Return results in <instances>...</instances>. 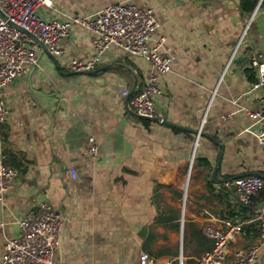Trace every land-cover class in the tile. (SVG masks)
<instances>
[{"label": "crops", "instance_id": "0c3cea01", "mask_svg": "<svg viewBox=\"0 0 264 264\" xmlns=\"http://www.w3.org/2000/svg\"><path fill=\"white\" fill-rule=\"evenodd\" d=\"M119 2L152 9L149 45L163 38L172 57L157 73L155 117L136 115L122 94L141 91L154 71L144 57L112 44L96 68L71 71L70 59L93 54L92 32L77 23L61 40L64 56L40 53L3 91L2 161L18 176L0 200V259L41 200L63 222L52 264H138L142 253L194 264L211 249L210 232L229 225L239 227L230 252L258 240L254 209L225 182L264 176V144L248 130L260 129L249 111L261 106L264 85L252 87L250 58L264 53V13L242 12L238 0H48L39 13L64 21ZM257 260L264 264V244Z\"/></svg>", "mask_w": 264, "mask_h": 264}, {"label": "built area", "instance_id": "2783aa9c", "mask_svg": "<svg viewBox=\"0 0 264 264\" xmlns=\"http://www.w3.org/2000/svg\"><path fill=\"white\" fill-rule=\"evenodd\" d=\"M46 3L48 0H0V127L8 113L3 99L4 88L37 66L40 53L45 51L54 58L64 56L61 40L69 34L74 23L92 32L93 54L86 61L70 59L69 69L87 72L96 68L112 44L120 46L124 53L144 57L152 64L154 71L146 78L141 91L131 94L124 89L122 94L128 97V105L136 115L154 118L153 97L160 92L157 73L171 69L172 57L162 52L163 38L155 39L149 45L157 26L152 9H142L132 2H119L107 5L93 17L60 21L40 15L39 8ZM250 64L257 71V81L252 87L259 88L264 85V53L261 59L252 54ZM249 116L254 124H260V129L248 130L259 143L264 144V99L258 110L249 111ZM197 141L198 135L195 147ZM89 142L87 152L95 156L98 152L95 139L89 137ZM71 174L75 177L74 169H71ZM17 176L18 169L2 161L0 133V200ZM225 183L238 193L243 205L254 209L252 220L259 225L258 240L246 249L230 252V243L238 234L239 227L229 225L225 231H212L211 249L200 255L194 264H259L258 248L264 244V176H240ZM62 229L60 214L46 200L39 201L19 221V234L6 242L0 264H52L54 253L60 248ZM138 264L157 262L148 253H142ZM177 264H182L181 259Z\"/></svg>", "mask_w": 264, "mask_h": 264}, {"label": "trees", "instance_id": "16d2710c", "mask_svg": "<svg viewBox=\"0 0 264 264\" xmlns=\"http://www.w3.org/2000/svg\"><path fill=\"white\" fill-rule=\"evenodd\" d=\"M257 2L258 0H238L240 9L242 12L246 13H251L254 10ZM259 8L264 13V0H261ZM205 241L207 240L205 239Z\"/></svg>", "mask_w": 264, "mask_h": 264}, {"label": "water", "instance_id": "95a60500", "mask_svg": "<svg viewBox=\"0 0 264 264\" xmlns=\"http://www.w3.org/2000/svg\"><path fill=\"white\" fill-rule=\"evenodd\" d=\"M260 3H261V0H258L256 6H255V8H254L255 10L260 6ZM240 59H241V60H245L244 57H239V60H240ZM127 100H128V98H127Z\"/></svg>", "mask_w": 264, "mask_h": 264}]
</instances>
